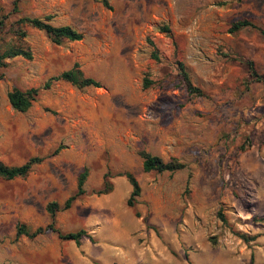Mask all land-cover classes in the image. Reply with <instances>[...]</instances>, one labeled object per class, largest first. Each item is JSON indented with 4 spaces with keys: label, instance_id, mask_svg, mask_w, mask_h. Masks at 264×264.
<instances>
[{
    "label": "rangeland",
    "instance_id": "374dc122",
    "mask_svg": "<svg viewBox=\"0 0 264 264\" xmlns=\"http://www.w3.org/2000/svg\"><path fill=\"white\" fill-rule=\"evenodd\" d=\"M109 1L0 0L8 23L50 15L82 33L60 44L31 26L24 37L10 24L0 33V49L32 52L0 68V159L44 157L26 177L0 178V264H264V82L247 64L264 75V35L229 32L244 18L264 30V0ZM178 61L203 96L187 94ZM76 62L100 86L52 80L26 111L11 106L9 90L40 87ZM140 150L185 167L144 172ZM83 168L84 193L54 225L92 239H15L17 224L51 221L46 204H63ZM124 171L141 187L131 206Z\"/></svg>",
    "mask_w": 264,
    "mask_h": 264
},
{
    "label": "trees",
    "instance_id": "16d2710c",
    "mask_svg": "<svg viewBox=\"0 0 264 264\" xmlns=\"http://www.w3.org/2000/svg\"><path fill=\"white\" fill-rule=\"evenodd\" d=\"M100 2L105 8L111 9V4L109 0H95ZM14 7L12 12H18L19 9L17 7V3L14 2ZM9 13H5L2 6H0V33L5 32L8 29V25L14 26L15 29L13 31L14 34L24 37L26 35L25 26H31L36 29L43 30L50 40L55 44H60L65 40H79L82 38V33L73 28L70 25H53L50 20V15L45 18L40 17H29V16H20L18 19L13 21L12 23H8ZM245 27H252L259 29L261 34L264 35V30L256 26L249 19H238L230 24L229 32H235ZM164 31H169L167 26L163 27ZM152 58L159 59V55L155 50L152 51ZM16 56H21L25 58H31L32 52L29 48H23L21 46L14 45H4L2 49H0V68L5 66L8 58H13ZM251 76L257 80L264 82V75L258 74L256 71L253 62L249 60L247 62ZM178 73L181 78V83L185 87L186 92L190 96H203L204 91H202L199 87L194 85L190 80L189 74L186 71L184 64L181 61L177 62ZM52 80H62L69 82L75 85L78 88L85 87H98L100 86V82L93 77L85 76L83 71L81 70L79 63H75L71 68L64 70L58 75L52 76L40 87H31L26 90H21L19 88H12L7 92V98L11 104V106L18 111H26L32 103L37 99L39 92L41 89H47L50 87ZM153 84V81L148 77H145L143 82V87L148 88ZM60 147H57L54 150V154L59 151ZM139 155L142 158V169L144 172L156 171V172H164L170 171L174 172L185 167V164L179 161L176 158H170L169 160H164L158 155H153L150 152L145 150H140ZM44 160L43 156H32L28 160H26L23 164L20 165H8L4 163L0 159V178L11 180L17 177H26L31 171L32 167L35 164H38ZM88 174L87 168H83V170L79 173L77 178V189L74 193L69 195L63 202V204H59L56 201H50L46 204V211L49 213L51 217V221L45 226H37L34 229L27 227L24 223L17 224V229L15 233V239L20 237L21 235H25L27 237L33 238L39 234H42L48 230H55L58 233V236L63 240H72L76 244H79L81 239L86 237L92 239L91 235L87 232L86 229L80 228L75 231L68 232H60L56 229L54 225V216L57 211L65 210L71 207L73 201L80 195L84 193V182L86 180ZM120 175H124L129 183L132 186V190L130 196L127 200V205L131 206L133 204L134 199L140 195L141 187L140 184L135 177V175L130 171H124L119 173ZM111 183L109 181H105L104 188L98 191L99 194L108 193L111 190ZM221 220L225 222V216L222 212H219ZM245 241H251L252 237L247 235H241ZM11 264V263H4Z\"/></svg>",
    "mask_w": 264,
    "mask_h": 264
}]
</instances>
